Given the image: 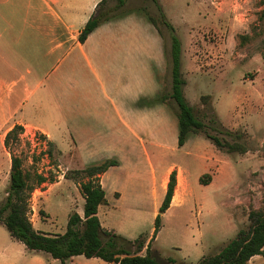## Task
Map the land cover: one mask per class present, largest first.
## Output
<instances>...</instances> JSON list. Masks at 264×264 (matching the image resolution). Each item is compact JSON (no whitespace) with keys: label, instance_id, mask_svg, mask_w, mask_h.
Listing matches in <instances>:
<instances>
[{"label":"rangeland","instance_id":"374dc122","mask_svg":"<svg viewBox=\"0 0 264 264\" xmlns=\"http://www.w3.org/2000/svg\"><path fill=\"white\" fill-rule=\"evenodd\" d=\"M263 9L264 0H123L122 5L118 0H106L102 5L110 17L132 13L142 39L160 38L163 42L167 68L160 94L165 95L166 107L164 114L159 111L162 119L156 129L169 147H146L158 175L174 164L183 170L186 183L183 202H176L175 193V203L161 215V227L149 245L148 253L163 264H197L203 256L221 249L240 229L248 228L250 210L264 212ZM240 19L245 22L239 23ZM171 34L181 43L183 95L204 124L203 129L186 135L185 147L176 144L178 109L168 97ZM41 136L34 129H24L11 136L8 150L21 158L24 170L47 178L31 193L28 216L33 227L48 235L62 234L69 214H82L83 195L77 181L86 178L62 179L66 172L76 177L70 173L75 169L66 170L69 160L60 161L56 148L48 147ZM208 136L218 137L225 145L218 148ZM228 145L236 150L227 151ZM9 172L10 154L0 142V203L9 185ZM182 179L179 171L178 187ZM137 192L142 195L139 200L116 207L110 206L114 203L109 195L110 205L101 207L99 218L115 233L143 241L138 254L144 255L161 201L155 208L147 188ZM157 192L161 194L160 186ZM40 210L45 213L40 214ZM127 247L136 250L135 246ZM0 249L9 264H60L47 254L26 249L2 224ZM3 262L0 259V264ZM68 264L116 263L75 255ZM246 264H264V249L263 255L252 257Z\"/></svg>","mask_w":264,"mask_h":264},{"label":"crops","instance_id":"0c3cea01","mask_svg":"<svg viewBox=\"0 0 264 264\" xmlns=\"http://www.w3.org/2000/svg\"><path fill=\"white\" fill-rule=\"evenodd\" d=\"M99 1L0 0V142L17 124L43 134L60 161L69 160L66 170L116 160L100 175L106 201L97 208L98 218L101 207L110 205L109 195L110 206L126 205L142 197L137 192L142 187L156 208L172 170L176 185L170 205L175 193L176 202H183V170L172 164L158 175L146 147H169L156 129L166 107L160 99L167 68L163 42L142 39L132 13L102 21L80 42ZM1 251L3 264H9Z\"/></svg>","mask_w":264,"mask_h":264},{"label":"trees","instance_id":"16d2710c","mask_svg":"<svg viewBox=\"0 0 264 264\" xmlns=\"http://www.w3.org/2000/svg\"><path fill=\"white\" fill-rule=\"evenodd\" d=\"M105 2L106 0L98 2L94 12L78 35L80 42H83L97 25L110 18L108 13L102 10V5ZM118 2L119 5L123 4V0H118ZM261 17H264V9L261 12ZM149 19L156 28L155 21L151 17ZM164 23L172 30L173 27L168 22ZM170 61L171 90L168 97L173 99L177 105V146L181 147L187 133L203 129L204 124L195 117L192 106L183 95L185 80L180 71L181 43L175 34H171L170 39ZM160 99L165 101V95L162 94ZM23 130V126L16 124L6 132L3 139V145L10 154V172L6 195L3 202L0 203V224L6 228L13 239L22 242L25 248L30 251H41L58 259L60 264H67L66 260L75 255H84L87 258L96 257L116 264H163L148 251L151 240L155 238L161 227V215L170 205L176 185L175 170H172L168 176L164 197L154 217L153 236L147 242L146 254H138V251L143 247V241H140L139 238L132 241L112 230L103 228L97 216L98 206L106 201L105 191L100 184V175L110 166L117 164L114 159H107L83 169L72 170L70 173L76 177H70L69 172L64 174V178L73 180L78 177L86 178L85 181H77L79 190L84 197L83 214L80 216L76 211L71 212L65 231L62 234L48 235L36 230L28 216L31 211V193L35 188L47 182V178L41 173H30L24 170L21 158L8 150L11 136L19 134ZM40 135L44 138L47 146L53 148L51 142L43 134L40 133ZM208 137L218 148L225 145L216 136ZM46 149V153H49V149ZM234 150H236L234 146H227V151ZM207 177L210 179L209 175ZM39 213L43 215L45 212L40 210ZM248 219L250 224L247 229H240L221 249L214 254L203 256L197 264H246L252 256L263 255L264 212L250 210ZM127 244L135 246L136 250L131 251Z\"/></svg>","mask_w":264,"mask_h":264},{"label":"clouds","instance_id":"9594fccd","mask_svg":"<svg viewBox=\"0 0 264 264\" xmlns=\"http://www.w3.org/2000/svg\"><path fill=\"white\" fill-rule=\"evenodd\" d=\"M239 23H244L245 21H243L242 19L238 20Z\"/></svg>","mask_w":264,"mask_h":264}]
</instances>
